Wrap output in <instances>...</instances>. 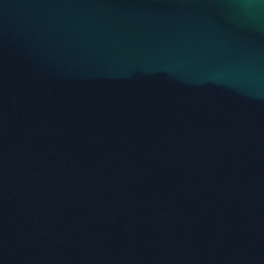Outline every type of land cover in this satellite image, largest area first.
<instances>
[{"label":"water","instance_id":"95a60500","mask_svg":"<svg viewBox=\"0 0 264 264\" xmlns=\"http://www.w3.org/2000/svg\"><path fill=\"white\" fill-rule=\"evenodd\" d=\"M0 264H264V0H0Z\"/></svg>","mask_w":264,"mask_h":264}]
</instances>
